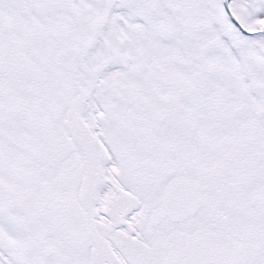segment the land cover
Segmentation results:
<instances>
[{"label":"snow or ice","instance_id":"1","mask_svg":"<svg viewBox=\"0 0 264 264\" xmlns=\"http://www.w3.org/2000/svg\"><path fill=\"white\" fill-rule=\"evenodd\" d=\"M0 264H264V0H0Z\"/></svg>","mask_w":264,"mask_h":264}]
</instances>
